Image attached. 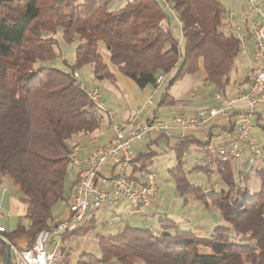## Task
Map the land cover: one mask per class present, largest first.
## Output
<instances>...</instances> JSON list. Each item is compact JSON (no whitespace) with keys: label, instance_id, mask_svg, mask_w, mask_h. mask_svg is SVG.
Masks as SVG:
<instances>
[{"label":"trees","instance_id":"obj_1","mask_svg":"<svg viewBox=\"0 0 264 264\" xmlns=\"http://www.w3.org/2000/svg\"><path fill=\"white\" fill-rule=\"evenodd\" d=\"M167 1L184 23L181 41L159 0H127L118 11L112 9L115 0H0V189L10 184L26 207L16 230L6 233L10 239L31 244L39 232L59 223L55 208L70 205L77 183L69 160L80 144L74 141L103 125L75 71L90 68L94 80L113 85L120 72L141 89H156V77L174 71L160 108L175 106L171 90L200 72L204 83L216 87L214 93L227 95L243 53L238 39L223 31L224 4ZM61 42L77 43L72 61ZM210 139L175 145L177 164L169 172L185 204L192 199L207 211H219L220 222L210 235L194 225L183 229L159 213L149 215L155 229L128 223L108 235L99 229L97 209L71 232L98 231L101 259L83 254L77 264H264V172L248 169L247 160L224 163L218 152H207L203 165L187 171L183 160L191 146H208ZM156 157L154 150L140 153L129 175L151 171ZM199 173L215 174L220 189L188 181V174ZM70 252L63 247L60 264H70ZM5 256L3 246L0 264Z\"/></svg>","mask_w":264,"mask_h":264},{"label":"built area","instance_id":"obj_2","mask_svg":"<svg viewBox=\"0 0 264 264\" xmlns=\"http://www.w3.org/2000/svg\"><path fill=\"white\" fill-rule=\"evenodd\" d=\"M159 1L167 18H174V23L183 29L184 24L173 5L167 0ZM241 1L243 4L240 3L237 12L233 7L227 10L223 31L238 39L243 54L250 48L247 86L234 95L216 92L208 107L196 112L170 111L158 115L154 99L148 97L138 106L131 120L121 122L116 111L109 107L102 90L85 81L80 71L73 73L95 113L109 125L111 136L92 150L83 144L72 148L69 160L77 173V183L66 218L39 232L31 244L5 237L7 228L0 224V238L11 250L9 264H58L64 237L86 223L92 208L102 210L126 203L128 217L145 216L155 209L160 192L155 169L137 177L129 175L136 149L147 135L156 133L181 142L200 136L218 137L221 143L218 155L222 162L247 160L248 169L264 172V145L254 135L258 110L264 108V0ZM249 41H252L251 46ZM173 72H161L156 77L155 92ZM107 165L112 167L110 171H106Z\"/></svg>","mask_w":264,"mask_h":264},{"label":"rangeland","instance_id":"obj_3","mask_svg":"<svg viewBox=\"0 0 264 264\" xmlns=\"http://www.w3.org/2000/svg\"><path fill=\"white\" fill-rule=\"evenodd\" d=\"M127 0H115V3L113 5V11H118L119 9L123 8V4L126 3ZM224 4L225 8L227 10L232 9V7L236 10H238L239 4H243L241 0H221ZM172 21H174V18H171ZM183 23V22H182ZM184 24V23H183ZM184 26V25H183ZM176 35L180 38V41L182 39L183 30L181 27L175 28ZM62 46L65 47V56L69 58V61L73 60L74 55V49H76L75 46H67L65 43L61 42ZM245 57V56H244ZM250 58V57H249ZM238 60V59H237ZM236 60V61H237ZM202 58L199 60V65L201 66ZM238 63V61H237ZM60 65V64H57ZM83 76L85 81H88L92 86H96L100 88V90H103L102 88L105 87L107 81H105L103 84L98 83L96 80H94L92 74H86L85 71L79 70ZM246 71L245 68L239 67L237 72H234L232 81L233 83L227 91V95H234L236 93H239V88L242 84H240L239 80L236 79L239 78V74H243ZM174 73V72H173ZM117 74L122 73L118 72ZM125 76V75H124ZM173 76V75H172ZM90 81H89V80ZM246 80V78L243 79V81ZM123 78L121 76L118 77V82L115 85V88L122 92L123 94H128L129 90L127 88H124L122 86ZM167 80L161 87L160 92L155 95L154 101L160 102V96L162 91L165 88V85H167ZM216 87H213L212 85L208 83H204L202 80V73H198L195 76H186V78L183 81L178 82V84L175 85V87L171 90V95L174 96L177 99V104L175 106H171V110L174 112H192L200 109L205 108L210 105V101L213 97ZM238 90V91H237ZM103 92V91H102ZM104 94V92H103ZM105 95V94H104ZM116 109V107H114ZM205 141V139H203ZM74 142H79L80 144L87 145L84 140H80L79 137L75 139ZM220 139L218 137H214L211 141V144L208 146L200 147L196 144H193L191 146L190 151L185 155L184 158V167L187 171H191L195 166L203 165L204 157L207 154V152H218L219 146H220ZM157 157L155 161V171L158 176V181L160 183V192L158 194L157 199V205L155 209L152 211H149L145 216L136 215L133 217L126 216V208L128 205L125 203L120 204L116 207H109L104 208L100 210V212L96 215V220L98 221L99 229H105L106 234L116 233L118 231H121L128 223H136L137 226L140 224V226L145 225H151L153 228H156V222L152 221L149 222L148 219L149 215H152V213H159L160 218H169L178 224H180L181 228L183 229H193L195 227H199L206 235H210L212 233V230L214 228V225L216 223L220 222V215L219 211L216 208H211L210 211H207L204 206L197 204L196 202L192 201L190 199L187 204L184 203V199L178 197L176 194V186H174V182L171 178V174L169 173L173 167L177 164L175 151L172 148V144L169 146H166L164 142H161L159 144V147L156 150ZM188 181L190 183H197L200 186L209 187L213 186L216 190L220 189L221 184L219 181H217V176L214 174L213 176H206L202 173L199 174H188ZM22 195L17 191L12 189L11 187L3 186L0 189V200L1 198H4L5 205L0 207V217L3 216V219H5L4 224L7 228L8 232H12L16 230L17 223L21 218L20 217H11L9 212L10 210L7 207V203L10 199V197H14L19 199ZM68 210V207H66L65 204H59L55 208L54 215L57 219H61L66 215V212ZM93 208L90 210L93 212ZM20 218V219H19ZM89 218V214L87 219ZM148 223V224H147ZM105 224V225H104ZM191 224V225H190ZM194 225L195 227H191ZM202 233V232H200ZM98 231L90 232L87 236H75L73 232H70L68 234V237L66 238V244L64 242L60 246L61 253L63 247H66L68 250H71V261L70 264H77L78 259L83 254L92 255L94 257H97L101 259V253L99 251V240L97 239ZM5 237H8L5 235ZM66 237V236H65ZM64 241V240H63ZM4 245L0 244V249ZM63 259V256L61 257L60 254V262ZM109 264H119L118 262H111Z\"/></svg>","mask_w":264,"mask_h":264},{"label":"crops","instance_id":"obj_4","mask_svg":"<svg viewBox=\"0 0 264 264\" xmlns=\"http://www.w3.org/2000/svg\"><path fill=\"white\" fill-rule=\"evenodd\" d=\"M123 6H124V4H123ZM178 25L179 24L173 23V27H175V28L178 27ZM251 45H252V41H249V46H251ZM250 55H251V51L249 48L247 53L243 54V57H242L241 62H240L241 64L239 65V67L246 69V71L243 74H239L240 75L239 78L236 79L237 81L239 80L240 84H242L239 88L240 92L245 90V88L247 86V77H248V74L250 71V65H251L250 58H249ZM84 71L86 74L87 73L92 74L90 68H86ZM117 73L118 72H116V77L118 78L119 76H121L123 78L122 86L129 90L130 95L123 94L122 92H120L119 90H117L115 88V85L111 84L110 82L106 83L105 87L102 88L103 89L102 91L105 94V98L108 102L109 107L116 111L117 117L119 119L118 121L125 122L127 120L128 121L131 120L134 117L136 109L146 98L152 97L154 99L155 95L158 94L160 92V90L155 92V89L149 88V87H147L145 89H141L133 80L128 79L126 76L121 75V74H117ZM244 78H246V80L243 81ZM98 83L103 84L104 82H98ZM154 102H155L156 107H157L156 112L158 115H164V114L172 111L171 107L160 108L159 107L160 102L159 103L157 101H154ZM114 107H116V109ZM102 124L103 125L99 131H97L96 133L92 134L89 137H85L82 139L87 144V145H85L86 149L92 150L98 146H101L111 136V129H110L109 125L106 122H102ZM261 125H264V108H261L258 110L257 117H256V128H255V132H254L255 137H257L264 145V127H261ZM197 139L198 138H196V140ZM203 139H205V141H203ZM209 139L212 141L211 135L203 136V137L200 136L198 140L206 142V141H209ZM161 142H164L166 146H169L170 144H172V148L174 149V146L179 144L181 141H177L174 139H168L165 136L156 135V133H155V135H147L144 138L142 145L140 144L137 147L136 156L139 155L140 153H147L149 150L156 151ZM174 151H175V149H174ZM175 156H176V153H175ZM154 167H153V169H155ZM111 169H112V167L110 165L106 166V171H110ZM5 186L11 187L12 189H14L10 184H7ZM158 198H156V202H157ZM4 205H5L4 198H1L0 207L4 206ZM7 207H9L8 209L10 210L9 214L11 217H20L21 218L22 216L25 217V215H26L25 205L22 204L19 201V199H17V198H14V197L11 198L10 197V199L7 203ZM67 216H68V210L66 212V215L62 218H66ZM62 218L59 220H62ZM21 219L19 221H21ZM4 221H5V219H3V216L0 217V224L3 226H5Z\"/></svg>","mask_w":264,"mask_h":264},{"label":"water","instance_id":"obj_5","mask_svg":"<svg viewBox=\"0 0 264 264\" xmlns=\"http://www.w3.org/2000/svg\"><path fill=\"white\" fill-rule=\"evenodd\" d=\"M0 244L4 245L6 248V256H5L4 264H9L11 257V250L9 249L10 247L5 243V241L2 238H0Z\"/></svg>","mask_w":264,"mask_h":264}]
</instances>
